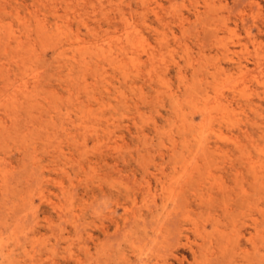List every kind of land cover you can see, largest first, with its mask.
<instances>
[{"label":"rangeland","instance_id":"obj_1","mask_svg":"<svg viewBox=\"0 0 264 264\" xmlns=\"http://www.w3.org/2000/svg\"><path fill=\"white\" fill-rule=\"evenodd\" d=\"M0 264H264V0H0Z\"/></svg>","mask_w":264,"mask_h":264},{"label":"bare ground","instance_id":"obj_2","mask_svg":"<svg viewBox=\"0 0 264 264\" xmlns=\"http://www.w3.org/2000/svg\"><path fill=\"white\" fill-rule=\"evenodd\" d=\"M142 6V5H141ZM150 10V9H149ZM55 12H56V10H55ZM155 13H157V12H155ZM198 14V13H197ZM35 16H37V17H35V18H38V20H40L39 22H41V19L38 17V15H35ZM201 16V15H200ZM37 23V22H36ZM41 24V23H40ZM56 25L58 24V22L57 23H55ZM43 25H45V24H43ZM61 27V26H60ZM128 26H126V28H127ZM62 28V27H61ZM130 28H131V26H130ZM147 28V27H146ZM55 29H57V28H55ZM60 29V28H59ZM63 29V28H62ZM58 30V29H57ZM59 31V30H58ZM13 32V31H12ZM126 32H129L128 30H126ZM133 33V32H132ZM135 33V32H134ZM126 35V34H125ZM135 36H136V34H135ZM138 36V35H137ZM57 37V36H56ZM133 39L132 40H134V37H132ZM137 38V37H136ZM131 39V38H130ZM140 39V38H139ZM142 39V38H141ZM123 41V40H122ZM138 41V42H137ZM137 43H138V45H139V47H141V48H143L144 47V44H143V42L142 41H140V40H138L137 39ZM61 42V41H60ZM131 42H133V41H131ZM131 42H129V43H131ZM217 44V43H216ZM129 45V44H128ZM126 46H127V44H126ZM131 46V45H130ZM133 46H137V45H135V44H133ZM138 47V46H137ZM228 47V46H227ZM128 48V47H127ZM132 48V47H131ZM134 48V47H133ZM220 51V50H219ZM153 54V53H152ZM92 55V54H91ZM155 55V54H154ZM227 55V54H226ZM121 63V62H120ZM180 73V72H179ZM203 97H205V96H203ZM214 97V96H213ZM215 97H216V95H215ZM248 97V96H247ZM208 100V99H207ZM211 100V99H210ZM248 101V100H247ZM208 102H210V101H208ZM211 102H212V100H211ZM177 103V102H176ZM212 104V103H211ZM206 105V104H205ZM209 107V106H208ZM211 107V106H210ZM175 110L177 109V108H174ZM204 110H206V108L204 109ZM209 110V109H208ZM176 111H178V110H176ZM207 111V110H206ZM174 112V111H173ZM208 112V111H207ZM224 113H226V112H224ZM182 120V119H181ZM206 124V123H205ZM203 125H204V123H203ZM195 129V128H194ZM204 138H205V135H204ZM200 140V139H199ZM201 140H202V138H201ZM200 140V141H201ZM199 149V148H198ZM248 155V154H247ZM189 164V163H188ZM187 165V164H186ZM158 178V177H157ZM174 178V177H173ZM253 239V238H252Z\"/></svg>","mask_w":264,"mask_h":264}]
</instances>
